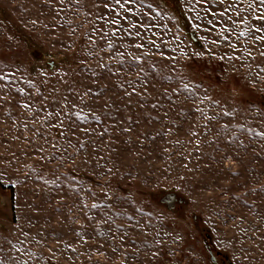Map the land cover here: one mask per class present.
<instances>
[{
  "label": "rangeland",
  "instance_id": "rangeland-1",
  "mask_svg": "<svg viewBox=\"0 0 264 264\" xmlns=\"http://www.w3.org/2000/svg\"><path fill=\"white\" fill-rule=\"evenodd\" d=\"M110 2L0 0V264H264L262 22Z\"/></svg>",
  "mask_w": 264,
  "mask_h": 264
},
{
  "label": "snow or ice",
  "instance_id": "snow-or-ice-1",
  "mask_svg": "<svg viewBox=\"0 0 264 264\" xmlns=\"http://www.w3.org/2000/svg\"><path fill=\"white\" fill-rule=\"evenodd\" d=\"M190 2H193V0H190ZM194 2L199 3V2H201V0H194ZM204 2L210 3L211 0H204ZM123 3H124V0H111L110 3L105 4V7L110 8V9L120 8L121 10H123ZM219 3L221 5H224L225 9H231L236 16L240 17V19L238 21H234V20H232L231 17H228V23L229 24H233V23H239L242 25L247 24L248 23L247 17H251L254 20L261 21L262 23L260 24V27H256L255 24H251L250 28L254 29V31L251 33L253 36V39L264 41V35H257L258 33H264V0H249V3L246 6L244 5L243 0H236L235 3H233L232 0H228V3H225V0H219ZM241 7L245 8L246 16L240 15V8ZM127 11L131 12L132 11L131 7H128ZM211 14L217 15V13H215V12H213ZM115 15L118 16L119 13L117 12V13H115ZM111 23L119 24L120 20L114 19L111 21ZM209 23H212V21H209ZM223 27L227 28L228 25L225 24ZM230 30L234 31V29H230ZM116 31H118V30H116ZM248 34H249V28L248 27H246L244 29V31L240 33V35H244V36H246ZM225 39H227V37H225ZM142 46L143 45H140V47H142ZM249 55H251V53H249ZM136 59H139V57H137ZM0 80L8 81V80H10V77L7 73L0 71ZM5 87H7V85H5ZM183 87L185 89H187L188 86L183 85ZM20 91L23 92L24 89H20ZM24 106L30 107V105H27L26 103ZM97 119H98V117H97ZM60 123L62 124V121Z\"/></svg>",
  "mask_w": 264,
  "mask_h": 264
},
{
  "label": "water",
  "instance_id": "water-1",
  "mask_svg": "<svg viewBox=\"0 0 264 264\" xmlns=\"http://www.w3.org/2000/svg\"><path fill=\"white\" fill-rule=\"evenodd\" d=\"M176 200H178L179 204H181L184 201L181 197L179 198L176 193L169 192V193H166V195H164L160 199V202L166 205L170 210H173L175 207L174 203ZM207 247L209 250L210 261H212L213 264H219L218 260L216 259V256L213 253L212 247L209 245H207Z\"/></svg>",
  "mask_w": 264,
  "mask_h": 264
},
{
  "label": "trees",
  "instance_id": "trees-1",
  "mask_svg": "<svg viewBox=\"0 0 264 264\" xmlns=\"http://www.w3.org/2000/svg\"><path fill=\"white\" fill-rule=\"evenodd\" d=\"M182 19H184V17H182ZM182 24H183L184 26H188V24H187L186 21H184V20H183ZM188 32H189L190 36L192 37V39L195 40V39H196V37H195V33H193V32L190 31V30H189Z\"/></svg>",
  "mask_w": 264,
  "mask_h": 264
},
{
  "label": "flooded vegetation",
  "instance_id": "flooded-vegetation-1",
  "mask_svg": "<svg viewBox=\"0 0 264 264\" xmlns=\"http://www.w3.org/2000/svg\"><path fill=\"white\" fill-rule=\"evenodd\" d=\"M178 204H179V202H178V200H176L174 203V205H175L174 209H176L178 206H180V204L179 205ZM218 263L221 264L222 262L220 263V261L218 260ZM222 264H224V263H222Z\"/></svg>",
  "mask_w": 264,
  "mask_h": 264
}]
</instances>
